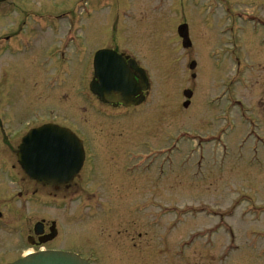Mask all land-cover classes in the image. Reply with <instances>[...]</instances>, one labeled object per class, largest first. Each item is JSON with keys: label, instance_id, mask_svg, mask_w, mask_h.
Masks as SVG:
<instances>
[{"label": "rangeland", "instance_id": "rangeland-1", "mask_svg": "<svg viewBox=\"0 0 264 264\" xmlns=\"http://www.w3.org/2000/svg\"><path fill=\"white\" fill-rule=\"evenodd\" d=\"M230 1L232 11L264 18V0ZM224 9L219 0H2L0 151L3 147L11 155L15 169L13 177L0 174V264L12 263L37 248L71 246L83 258L95 259L93 264H264L262 144L248 137L250 130L240 120L226 139V148L213 142L203 145L195 137L214 134L221 125L216 120L220 110L207 101L218 93L221 82L227 83L233 66L226 63L217 70L206 57L214 47L226 44V38L219 36L220 29L227 26ZM51 15L54 17L49 19ZM72 18H77L75 37L84 46L78 56L69 48L68 56L78 65L73 66L76 83L67 85L68 77L54 80L59 63L56 49L71 28ZM183 25L189 28V49L179 36ZM247 25H242L240 37L246 45L240 56L256 65V70L248 76L249 89L243 88L245 84L237 95L252 109L255 130L261 137L264 46L259 45L264 44V31L260 29L256 37L243 35ZM17 32L21 35L15 36V43L14 39L7 42L6 37ZM101 48L131 56L147 71L152 106L144 108L142 115L119 122L98 120L85 108L83 95L74 98L76 90L82 91L87 63L92 71V53ZM202 56L208 62L205 66ZM186 92L191 93L190 98ZM57 120L90 134L97 144L100 140L105 145L115 143L108 146L105 157L112 152L121 156L116 163L98 164L104 167L98 177L105 193L39 209L22 198L26 190L37 186L18 165L17 148L29 134L28 127ZM100 129L101 138L96 139ZM181 132L191 134L178 146L176 138ZM173 135L174 147H178L174 163L164 164L172 175L167 172L163 180L155 181L156 170L151 171L156 164L125 163V149L142 151L148 140L158 148L166 147ZM115 141H126L127 148L116 151ZM125 166L132 176L123 173ZM105 167L110 168L108 179ZM134 204L153 207L129 216ZM168 207L176 211L162 212ZM42 220L49 221L51 228L56 225L58 238L44 247L29 248L27 235Z\"/></svg>", "mask_w": 264, "mask_h": 264}, {"label": "flooded vegetation", "instance_id": "flooded-vegetation-1", "mask_svg": "<svg viewBox=\"0 0 264 264\" xmlns=\"http://www.w3.org/2000/svg\"><path fill=\"white\" fill-rule=\"evenodd\" d=\"M220 5L226 6V9H224L223 14L225 16V20H227V26L226 28H222L219 31V36L222 38H226V44L217 48L214 47L210 53L207 55V59L212 61V64L214 65L215 69L221 70L223 64H230L233 66V72L230 76L227 83L221 82L220 83V89L216 95H214L211 99L207 101L208 106H214L217 110H220V114L216 116V120L221 122V125L218 127L217 132L214 134H199L195 137L199 138V141L204 145L207 143H214L216 146L220 148H226L228 146V143L226 139L235 132L234 127L237 126V122L240 120L241 123L246 124L248 129L250 130L248 133L249 138H254L256 141L258 140L264 149V134L260 137L257 133L255 128H257V125H254V117L252 113V109L245 104V101L242 98H239L237 95V91L240 87L245 86L243 88H246V90L249 89L248 84L250 81V78L248 76L250 74H253V72L256 70V65L253 63H249L247 61H243L244 59L240 56V51L244 50L245 43L244 41L241 42L240 34L243 32L242 25L248 24L246 28V33L244 32L243 35L247 34L251 37H256L259 35V30L263 29L264 31V18L261 16L254 14V13H246V12H239V11H232L234 4L231 3L230 0H219ZM216 8V7H214ZM211 13V11H210ZM209 13V14H210ZM72 17V16H71ZM57 18V17H55ZM77 20V18H76ZM76 20L74 18L70 21L71 28L64 34V38L61 40V43L59 45V49H56V56L59 57V63L57 64V71L56 76L54 78L55 81L57 80H63V77H68L70 81L68 80L65 83L73 84L76 83V76H77V70L74 69V64L77 66L78 64L73 62L71 57L68 56L69 48H71L70 51L74 55H81L83 51L82 47L84 46L83 43L79 42V39L75 37V31H77L76 27ZM223 20V18H222ZM239 22V23H238ZM242 24V25H241ZM52 25V24H51ZM74 25V27L72 26ZM53 31H58V29H53ZM189 32V28H188ZM21 33H13L8 40L12 41L15 39V36ZM240 38H239V37ZM190 39V38H189ZM15 42V40H14ZM70 42V43H69ZM264 43V34H263V40ZM206 46V43H204V46L202 49H204ZM264 44H260L259 47L262 48ZM192 47V43L190 42V48ZM189 49V48H188ZM102 50H109L114 51L117 53V58L119 60H123L127 66H129L130 62H134L137 67L141 68L145 72V76L147 78V91L142 92L141 94L137 95V99H141L138 105H131L126 106L123 103H106L101 101V96H98L95 94L91 86L95 85L97 83L96 79V70H95V57L96 53L100 52ZM93 54V56H91ZM90 53L89 56H91V68L92 71L89 69V63H87V69H86V80L85 78L82 79V91L76 90L74 93V98L78 99V96L81 97L83 95V102L87 106L88 110L91 111L93 116H95L96 119H103L104 121H115L119 122L123 119L130 118L134 114H141L146 107H151L150 103V93H151V82L148 77L147 71L142 67V65L135 59H133L131 56H127L124 53H120L118 50H113L112 48H101L94 53ZM202 61L204 62V66L206 63V59L202 56ZM208 65V64H207ZM209 67V65H208ZM132 75L137 80V84H139L138 79L136 78V74L133 72ZM76 78V79H75ZM248 82V83H247ZM59 84V83H58ZM74 85V84H73ZM111 94H105L106 98L111 97ZM141 111V112H140ZM142 115V114H141ZM0 120V124H1ZM46 125H56L61 129H67L71 133H73L81 142H82V149H83V159H82V166L77 174H75L72 178H70L67 182L61 183L59 185L50 186V185H42L39 184L33 180L30 179V177L26 174V178L29 180L31 184H35L37 187L32 190H26L25 193L20 194L22 195V198H24L26 204H32L35 203L34 198L38 196V206L43 207L44 205L51 204V203H57V205H68L66 204V199L70 200L71 204L79 199V197L85 196V195H96L98 192L105 193L103 191V182L99 179L98 173H102L100 169H104V167L99 166L102 163H106L113 160V163H116V158H120L119 155L115 156L113 155L114 152H112V155L104 156L105 153L110 151L108 149V146L113 145L107 144L105 145L103 140H100L97 144L95 139H92L90 134L82 133V131L79 128L63 124L62 122L57 121H49L44 122L39 125H35L33 127H28L29 131L38 129L40 127L46 126ZM94 128V129H93ZM92 129L96 131V128L93 127ZM152 130L151 128H145ZM28 131V132H29ZM27 132V133H28ZM102 130L100 129L97 134L95 135V138L100 135ZM147 132V131H146ZM148 133V132H147ZM185 133V132H184ZM183 132L181 134H184ZM94 134V133H92ZM180 134V135H181ZM186 134V133H185ZM190 135L191 133H188ZM177 135V138L180 136ZM100 137V136H98ZM101 138V137H100ZM176 138V140H177ZM98 139V138H96ZM183 139L185 137L183 136ZM116 145L114 149L117 151L120 147L121 149L127 148V142L125 141V144L122 142L115 141ZM169 144L166 147L158 148L156 147V144L152 143L151 141H144V145H142V151H135L132 149H125L123 153V158L125 160V163L130 164H142V163H149V164H156L154 169L151 171L153 172L156 170L157 177L155 178V181L157 180H163L164 175L168 172V175H172V171H167L164 168V164H171L174 158L173 153V146H174V135L170 136L168 138ZM180 141H177L179 143ZM184 142V141H182ZM20 144V143H19ZM200 145V143H199ZM201 146V145H200ZM7 147H10L8 145ZM13 147V145H11ZM201 154V153H200ZM17 155V153H16ZM202 158V157H201ZM107 162V163H108ZM158 163L160 165L158 166ZM174 163V162H173ZM127 165V166H128ZM127 166L123 168L124 174H132L127 169ZM106 168L107 171H106ZM171 168V167H170ZM15 165L14 162L11 159L10 154H6L5 151H0V174L3 175V172H6L9 177L14 176V170ZM110 168L105 167V172L107 173V179L108 172ZM149 172V173H151ZM140 173H146V172H140ZM97 175V177H96ZM132 176V175H131ZM127 177V176H126ZM127 178H132L128 176ZM98 179L100 181H98ZM97 180V183L95 184L94 181ZM109 190L111 188H108ZM41 191V192H40ZM112 191V190H110ZM59 201V202H58ZM88 207V206H87ZM153 206L150 204H134L131 206L129 211V216L133 215H140V213H143L144 211H149L150 208ZM77 211V209H76ZM175 212L171 207L165 208L162 210V212ZM189 210L182 209V212H188ZM126 215V213H125ZM46 222H49L47 220H42L38 223H36L33 228L32 232L30 233L31 229H29V233L27 235V241L29 248L34 247H44L45 245H48L51 242H54L58 238L59 230H57L56 225L53 223V227L51 228ZM56 228V229H55ZM57 236V237H56ZM74 238L69 239V242H73ZM37 248L34 250L36 252L39 251H60V252H70V253H78L74 251L71 246V248H60V247H44ZM79 254V253H78ZM21 257V256H20Z\"/></svg>", "mask_w": 264, "mask_h": 264}, {"label": "water", "instance_id": "water-1", "mask_svg": "<svg viewBox=\"0 0 264 264\" xmlns=\"http://www.w3.org/2000/svg\"><path fill=\"white\" fill-rule=\"evenodd\" d=\"M2 0H0L1 2ZM179 36L183 39V46L188 48L190 40L186 25L179 28ZM116 53L110 51H100L95 58L96 78L99 80L92 86V90L101 96V100L106 103H124L125 105L138 104L141 99L135 97L147 90V80L144 72L139 69L134 62L126 66L123 60L120 64L115 63ZM104 62L105 68L132 69L131 81L134 84L132 88H123L116 84L115 80L109 75L102 79L100 73V62ZM194 64L191 69H194ZM136 74L139 84L132 73ZM105 94H111L109 98ZM187 98L191 93H185ZM185 106H188L187 104ZM48 130V135L39 136V133ZM60 134H64L62 137ZM61 140H70L72 142L71 152H60L57 145ZM18 164L20 167L38 183L47 185H56L67 182L72 178L82 166L83 150L81 142L68 130L57 126L47 125L31 131L22 140L18 148ZM12 264H89L84 259L75 254L42 252L35 255H29Z\"/></svg>", "mask_w": 264, "mask_h": 264}, {"label": "snow or ice", "instance_id": "snow-or-ice-1", "mask_svg": "<svg viewBox=\"0 0 264 264\" xmlns=\"http://www.w3.org/2000/svg\"><path fill=\"white\" fill-rule=\"evenodd\" d=\"M131 72L132 69H120V68H105L104 62L101 60L100 62V73L102 79L105 75H109L112 79L115 80L116 84L123 88H132L134 84L131 81ZM48 130H45L42 133H39V136L48 135ZM61 137L64 134H60ZM57 150L60 152H71L72 150V142L70 140H61V142L57 145Z\"/></svg>", "mask_w": 264, "mask_h": 264}, {"label": "bare ground", "instance_id": "bare-ground-1", "mask_svg": "<svg viewBox=\"0 0 264 264\" xmlns=\"http://www.w3.org/2000/svg\"><path fill=\"white\" fill-rule=\"evenodd\" d=\"M36 208H42V207H39V206H35ZM42 249H45V248H42ZM35 251L34 250H30L28 252L25 253V255H29V254H33Z\"/></svg>", "mask_w": 264, "mask_h": 264}]
</instances>
